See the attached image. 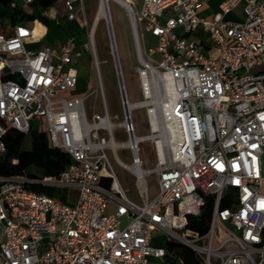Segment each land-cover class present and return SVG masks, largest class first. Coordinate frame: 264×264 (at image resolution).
<instances>
[{
    "label": "built area",
    "instance_id": "1",
    "mask_svg": "<svg viewBox=\"0 0 264 264\" xmlns=\"http://www.w3.org/2000/svg\"><path fill=\"white\" fill-rule=\"evenodd\" d=\"M20 1L29 6L34 0ZM61 2L75 20L83 0ZM204 5L205 0H129L121 6L137 61L142 99L136 103L127 98L107 8L103 19L123 113L116 123L99 69L95 17L86 49L101 113L87 110V96L58 97L78 84L73 39L55 51L32 48V30L25 25H16L12 36L0 33V157L9 129L28 135L30 121L40 118L50 146L72 160L57 177L0 175V264H149L167 256L164 246L152 244L153 231L189 247L201 264H264V72H255L264 67V0H223L208 19L200 16ZM239 6L242 21L224 20ZM196 32L209 34L216 57L203 53L201 41L184 36ZM146 35L153 46H144ZM135 108L145 110L147 135H135ZM116 128L125 142L116 140ZM142 142L153 147L152 169L142 168ZM121 147L129 149L131 165L118 158ZM107 150L134 176L137 200L122 187ZM152 177L158 193L149 198ZM28 183L57 189L66 202L31 191ZM208 197L209 226L200 234L188 228V218L200 215Z\"/></svg>",
    "mask_w": 264,
    "mask_h": 264
},
{
    "label": "rangeland",
    "instance_id": "2",
    "mask_svg": "<svg viewBox=\"0 0 264 264\" xmlns=\"http://www.w3.org/2000/svg\"><path fill=\"white\" fill-rule=\"evenodd\" d=\"M99 0H83L82 10L77 14L75 20L71 21L65 15L63 6L60 1L56 2L53 9L58 13L56 23L51 24L49 32L45 37V43L51 45L56 51L60 45L69 39H73V63L78 69V84L74 88H68L59 91L58 97L71 99L74 96H87L85 106L88 111L101 113L102 107L100 103V94L97 90L98 82L94 70L93 62L90 57V51L86 49L89 44L88 32L92 24L93 18L98 9ZM109 10L112 21V31L114 35L115 45L118 53L119 62L122 69L124 85L128 101L136 103L141 101L142 94L139 82L135 74L137 65L134 45L131 36V29L125 10L117 3L110 1ZM3 22L8 25L9 30L13 27L9 24L6 17ZM87 22V25L84 24ZM181 32V30H179ZM208 33H205L204 39L207 40ZM196 39L195 36H190ZM94 41L96 45L97 57L99 61V69L101 73L102 83L106 100L109 107V113L113 122H120L123 117L122 107L120 104V95L118 82L113 65V59L110 53L109 38L106 22L101 18L94 32ZM154 45L153 39L144 36V46L150 47ZM131 117L134 125L135 135L144 136L149 133L145 110L143 108H135L131 111ZM31 129L37 131L47 130L46 124L40 118H34L30 121ZM115 137L118 142H125L127 136L119 129H115ZM30 140H25V147H29ZM118 158L125 164L131 165L132 156L129 149L121 147L117 151ZM106 155L112 165L114 173L119 179L122 187L126 190L127 195L137 200V191L135 178L130 172L120 166L111 152L106 151ZM139 159L143 169H152L155 165L153 147L150 142H142L139 145ZM155 177L148 178V196L154 198L158 193V187L155 183ZM179 233V232H178ZM168 234L163 231L152 232V244L157 247H163L167 241ZM150 264H163V259H149Z\"/></svg>",
    "mask_w": 264,
    "mask_h": 264
},
{
    "label": "trees",
    "instance_id": "3",
    "mask_svg": "<svg viewBox=\"0 0 264 264\" xmlns=\"http://www.w3.org/2000/svg\"><path fill=\"white\" fill-rule=\"evenodd\" d=\"M13 0H0V5L9 6ZM58 0H34L29 5L31 12L25 13L21 8L13 7L10 24L32 22L38 20L46 27L53 23L43 13L50 7H53ZM42 27L36 24L34 32L42 31ZM29 139V147H25V140ZM3 141L6 147L5 153L0 157V175L1 176H23L28 180H41L45 177L59 176L71 163L70 156L64 151L52 148L49 144L47 130L37 131L29 130L28 135L9 129ZM108 184V180L104 181ZM25 187L36 193H43L63 202V192L43 186L38 183H28ZM226 203H223L225 206ZM212 210V198L208 197L206 205L198 216L188 218V228L192 231L203 234L207 231ZM167 250V256L163 264H201L196 254L186 245L167 240L164 244Z\"/></svg>",
    "mask_w": 264,
    "mask_h": 264
},
{
    "label": "crops",
    "instance_id": "4",
    "mask_svg": "<svg viewBox=\"0 0 264 264\" xmlns=\"http://www.w3.org/2000/svg\"><path fill=\"white\" fill-rule=\"evenodd\" d=\"M58 1L61 2V0H58ZM222 1L223 0H205V5H204L203 9L200 11V16L203 18H207V19L213 17L215 14L218 13L219 5L221 4ZM61 4H62V2H61ZM15 6L21 8L25 13L31 12L30 7L28 5L23 4L20 0H13V2L9 6H6V7L0 5V33L4 34L6 36H12L14 34V27L16 25H25L29 29L32 30L33 39H32V43L30 45L32 48L35 49L41 45H48V46L52 47L51 45L44 42L45 37L49 32V28L44 26L38 20H34L32 22L19 23L16 25L10 24V16H11L13 7H15ZM62 6H63V4H62ZM63 9H64V7H63ZM64 12H65V10H64ZM43 14L46 17H48L54 24L56 23V21L58 19V13L53 9V7L48 8ZM3 17L7 18V20L9 21V24L13 27L12 30H9L8 25L5 22H3V19H4ZM242 19H243V15H242L241 6L237 7L232 12H230L224 16V20L230 21V22H240V21H242ZM36 24L41 25V27L43 29L41 32L38 31V32H35L36 34H34V29L36 27ZM184 36L188 39H191V38H189L190 36H195V38H196L195 40H199L203 44V53L206 56H208L210 58H214L217 56L218 50L215 47H212L210 45L208 38H207V40L204 39L205 33L196 32L193 35L186 34ZM255 72L256 73L264 72V67L257 68L255 70Z\"/></svg>",
    "mask_w": 264,
    "mask_h": 264
},
{
    "label": "bare ground",
    "instance_id": "5",
    "mask_svg": "<svg viewBox=\"0 0 264 264\" xmlns=\"http://www.w3.org/2000/svg\"><path fill=\"white\" fill-rule=\"evenodd\" d=\"M110 1H113L122 7H125L127 5V3L129 2V0H100L97 12L95 14L96 20H95L94 25H96V22H98L101 18H107L108 19L107 8L109 9V2ZM34 34H36V33L34 32Z\"/></svg>",
    "mask_w": 264,
    "mask_h": 264
}]
</instances>
